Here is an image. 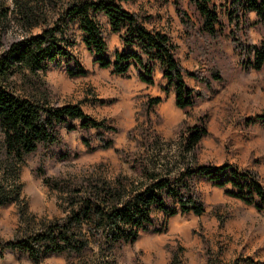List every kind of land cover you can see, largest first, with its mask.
<instances>
[{
	"label": "rangeland",
	"instance_id": "374dc122",
	"mask_svg": "<svg viewBox=\"0 0 264 264\" xmlns=\"http://www.w3.org/2000/svg\"><path fill=\"white\" fill-rule=\"evenodd\" d=\"M72 1L75 0H0V54L12 43L54 25ZM221 1L215 0L218 4ZM180 2L194 27L186 28L181 23L174 0L121 3L125 9L139 13L149 29H167L178 45L177 56L187 71L197 70L202 60L207 76L213 70L221 73L222 81L214 82L208 96L187 111L176 106L170 89L166 94L159 83L141 81L134 66L125 76L112 73L111 67L102 68L86 47L78 20L68 22L66 36L72 41L69 53L80 62L84 75H70L66 59L60 57L59 63L45 70L19 69L9 76L7 87L18 95L54 106L80 105L86 114L106 121L118 131L104 136L113 140V147L91 150L83 139H89L92 146L99 145L97 131L70 130V124H80L79 119H73L61 126L58 145L49 150L40 145L13 171H6L4 183L18 188L19 195L15 201L0 206V241L26 237L41 224L63 218L68 212L67 190L83 179L114 183L117 177H122L126 184L139 181L131 162L139 153L138 140L144 134L149 138L159 134L161 144L155 150L175 161L182 121L188 126L200 120L206 123L208 135L200 144V164L229 162L254 169L264 184V126L259 123L248 126L247 122L264 114V67L260 71L243 68L228 30L218 39L201 34L198 12L189 0ZM95 18L104 31L107 55L114 60L115 51L123 50L119 35L111 30L103 12H97ZM223 19L226 20L224 14ZM255 21V16H249L253 24L247 33L252 44L264 37V27L254 24ZM191 78L186 76L190 86L205 89ZM159 94L163 102L146 111L147 98ZM196 185L206 204L203 215L167 217L154 212L156 226L162 231L141 233L136 242L123 245L114 255L115 264H264V211L227 195L225 188L206 178H197ZM95 246L93 252L84 255L88 264L95 260L94 253L98 251ZM70 261L78 263L79 257L50 254L36 263L26 252L0 248V264Z\"/></svg>",
	"mask_w": 264,
	"mask_h": 264
},
{
	"label": "trees",
	"instance_id": "16d2710c",
	"mask_svg": "<svg viewBox=\"0 0 264 264\" xmlns=\"http://www.w3.org/2000/svg\"><path fill=\"white\" fill-rule=\"evenodd\" d=\"M134 0H75L69 3L60 20L45 27L40 33L26 36L12 43L0 54V206L15 201L19 189L4 183L5 172L13 171L26 155L34 153L40 145L48 150L61 141L60 128L73 119H79V126L70 124L69 129L89 131L95 129L100 144L92 146L89 139H83L91 150L113 147L106 133H116V127L104 120H97L85 113L80 105L54 106L33 101L18 95L7 87L11 74L19 69L36 72L49 65L66 59L67 72L72 76L84 75L85 70L78 60L70 55L72 45L66 32L70 20H78L86 47L95 55V61L102 68H112V73L125 76L132 66L138 78L153 85V63L157 62L163 78L167 81L164 92L172 88L175 104L187 111L199 100L208 96L214 82L222 81L218 70L205 74V63L195 71H187L177 54L178 45L170 34L159 29H149L139 13L126 10L121 2ZM198 12L199 32L218 39L228 30L233 50L245 69L260 71L264 67V37L257 43L249 41L247 29L249 13L256 14V21L264 27V0H189ZM177 14L186 28L194 27L192 20L181 5L174 0ZM103 12L111 30L119 35L123 50L115 51L111 60L107 55V43L101 23L95 18ZM223 14L226 20L223 19ZM71 64V65H70ZM186 76L201 83L204 90L192 88ZM163 97L149 96L146 111H152L163 102ZM248 126L261 122L264 114L247 120ZM180 133L179 154L173 161L170 156H161L155 148L161 137L147 134L138 140L140 150L133 156L131 168L139 176V181L126 184L124 178L117 177L114 183L83 179L66 192L67 214L41 226L28 236L9 241H0V248H11L26 252L31 260L39 262L44 256L76 255L79 262L68 264H88L84 255L94 253L92 264H115L114 255L123 245L137 241L141 233L161 232L156 226L154 212H162L167 217L177 214L201 216L206 204L201 197L197 178H206L220 188L230 186L227 195L253 205L264 211V184L254 169L241 168L225 162L221 165L200 164L199 151L202 139L208 135L206 123L200 120L193 126L185 121L178 127ZM118 152L124 153L122 149ZM4 172V174H3ZM49 183L48 179H44ZM93 258H91L92 260Z\"/></svg>",
	"mask_w": 264,
	"mask_h": 264
},
{
	"label": "crops",
	"instance_id": "0c3cea01",
	"mask_svg": "<svg viewBox=\"0 0 264 264\" xmlns=\"http://www.w3.org/2000/svg\"><path fill=\"white\" fill-rule=\"evenodd\" d=\"M122 4V3H121ZM123 6V5H122ZM127 10V9H126ZM128 11H130V10H128ZM132 11V10H131ZM130 11V12H131ZM249 16L250 17H256V14L254 13V12H250L249 13ZM105 17H106V19H107V16L105 15ZM106 21H108V19L106 20ZM177 21V20H176ZM167 29H165V31L164 32H167L168 33V31H166ZM170 34V33H169ZM171 36V35H170ZM152 77H153V80H154V83H159V86L160 87H163V88H165L166 86H167V81L163 78V76H162V74H161V72H160V70H159V67H158V63L157 62H154L153 63V73H152ZM157 79H159V81L157 80ZM191 79H193V78H191ZM158 81V82H157ZM186 82H187V79H186ZM189 85V84H188ZM190 86V85H189ZM190 87H192V88H194L195 86L194 85H191ZM164 90V89H163ZM170 94H171V92L173 93V95H174V92H173V90H172V88H170ZM164 92V91H163ZM165 93V92H164ZM158 96H160V97H162V94H159ZM174 97V96H173ZM174 100H175V97H174ZM262 124L263 126H264V124L263 123H261V122H256L255 124ZM229 186V185H228ZM228 186H226V187H224L225 188V191L227 190V189H230V186H229V188H228ZM218 187V186H217ZM239 200V199H238ZM247 205V204H246ZM249 206H253V205H249ZM254 207V206H253ZM255 208V207H254ZM256 209V208H255ZM257 210V209H256Z\"/></svg>",
	"mask_w": 264,
	"mask_h": 264
}]
</instances>
